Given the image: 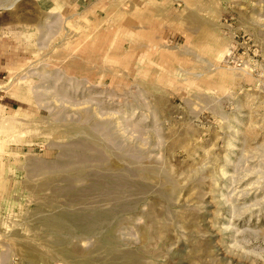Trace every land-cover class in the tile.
Masks as SVG:
<instances>
[{
  "label": "rangeland",
  "instance_id": "rangeland-1",
  "mask_svg": "<svg viewBox=\"0 0 264 264\" xmlns=\"http://www.w3.org/2000/svg\"><path fill=\"white\" fill-rule=\"evenodd\" d=\"M0 264H264V0H0Z\"/></svg>",
  "mask_w": 264,
  "mask_h": 264
},
{
  "label": "crops",
  "instance_id": "crops-1",
  "mask_svg": "<svg viewBox=\"0 0 264 264\" xmlns=\"http://www.w3.org/2000/svg\"><path fill=\"white\" fill-rule=\"evenodd\" d=\"M4 9V8H3ZM5 9H8V8H5Z\"/></svg>",
  "mask_w": 264,
  "mask_h": 264
}]
</instances>
